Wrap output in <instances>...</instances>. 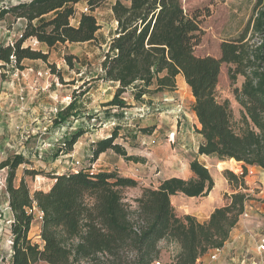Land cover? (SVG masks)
Masks as SVG:
<instances>
[{
	"label": "trees",
	"instance_id": "obj_1",
	"mask_svg": "<svg viewBox=\"0 0 264 264\" xmlns=\"http://www.w3.org/2000/svg\"><path fill=\"white\" fill-rule=\"evenodd\" d=\"M107 1L29 0L0 10V20L10 16L25 22L18 40L8 45L0 42V67L22 71L25 60L47 64L48 54L24 47L28 40L49 49L95 42L100 26L93 12ZM80 3L87 11L72 25L74 6ZM111 12L116 28L97 79L114 84L116 91L104 106L128 108L122 95L130 89L135 101L148 94L174 91L176 77L181 75L190 89L192 111L200 125L197 133L202 142L197 154L219 161L233 159L242 165V173L223 171L233 192L223 194V206L199 223L191 215L178 216L171 204L172 196L206 197L214 188L209 170L197 159L190 162L194 178H170L157 188L141 187L132 208L124 201L123 191L136 189L139 184L115 171L95 173L83 168L62 175L46 174L53 182L46 192L31 193L24 178L15 186L16 170L28 165L25 158L16 155L0 162V170H7L5 184L12 216L7 264H155L162 242L179 248L172 264H196L209 251L224 246L251 200L245 183L247 167L264 172V0H255L253 14L239 35L220 44L219 58L195 55L200 15L188 14L181 0H114ZM74 59L72 55L64 58L70 69ZM222 64L228 66L232 86L238 77L243 78L241 87L232 90L241 107L239 132L233 127L229 102H219L216 97ZM49 69L61 81L60 72L54 66ZM73 108L74 101L60 111V121L67 120ZM153 130L140 132L149 135ZM118 131L115 128L110 137L91 144L90 165L108 151L125 161L144 163L115 142ZM81 135L73 134L59 150L73 151ZM41 174L24 171V176L32 178ZM261 202L264 204V198ZM33 209L42 213L40 244L29 237Z\"/></svg>",
	"mask_w": 264,
	"mask_h": 264
},
{
	"label": "rangeland",
	"instance_id": "obj_2",
	"mask_svg": "<svg viewBox=\"0 0 264 264\" xmlns=\"http://www.w3.org/2000/svg\"><path fill=\"white\" fill-rule=\"evenodd\" d=\"M27 1L29 0H0V10ZM181 2L188 14L200 15L198 17L200 40L195 47V55L219 58L220 44L223 41L236 38L243 31L253 14L255 0H181ZM113 3L114 0H108L93 12V16L100 26L93 43L57 45L50 49L46 47L42 49L33 40L24 43V47L44 51L48 54L49 65H46L41 73L33 72L37 78H47L43 80L44 86L41 90L37 89V91L31 92L27 87L25 89V85H22L18 92L19 95H14L11 101H5L1 98V93L6 91L3 88L7 86V81L13 76L11 74L13 69L0 67V162L16 155L22 156L28 162V165H21L16 170L15 186L24 178L31 193L46 192L53 183L46 174L56 173L60 166L69 169V172H77L83 168H91V172L95 173L115 171L120 174L119 172L127 171L126 166L132 167L131 162L123 160L111 151L101 155L95 163L91 165L89 163L91 144L110 137L115 128H119V138L115 142L127 150V153L131 154L130 156L147 160V165H150L149 161L155 155L153 151L158 146L166 145L168 154L186 148L184 154L188 157L194 151L197 140L195 133L192 132L194 125L190 117L192 99L189 91L186 94L183 92L181 99L165 100L175 106L164 110L158 107L159 103L157 102L155 105L146 104L150 97H155L153 94L146 95L141 101H135L132 97L134 93L132 89L122 95L129 106L128 108L118 110L104 106L112 99L116 91L114 84L104 83L97 79L101 75L100 64L116 28V22L111 12ZM74 9L76 13L71 20L72 25H76L80 14L87 10L83 3L75 5ZM24 26V21L6 16L0 20V42L5 45L13 44L20 38ZM70 55L76 57L72 61L73 69H70L64 60L65 56ZM49 66H54L55 71L60 72L61 81L58 75L51 73ZM227 68L228 66L225 64L221 65L216 97L219 102L224 100L229 102L232 124L234 129L239 132L241 107L235 101L232 90L241 87L243 78L238 77L235 85L232 86L227 77ZM23 71L14 70L15 80L29 78L31 70ZM150 89L152 90L153 87ZM147 100L148 102H146ZM72 101H74V108L70 117L63 122L60 121V111ZM142 106L150 107V113L142 117L135 116L138 114L136 109ZM164 113L170 116L164 115ZM162 115L167 117V120L164 119L167 123L164 121L158 123L159 127L151 135L140 132L146 125H150L147 128L153 126L155 128L156 125L151 120H154L155 116L160 118ZM147 118L150 122H143ZM184 121L187 129L184 134H180V127ZM77 132H82V135L73 147V155L66 156L68 154L59 150L60 146ZM189 132L193 139L184 143L183 138L188 139L191 136L188 135ZM29 160L33 162L31 163ZM240 166L241 164L237 163L230 172L234 173L233 170H235L239 174ZM217 167L221 168V165L218 164ZM137 168L133 169L135 171H131L132 175L140 178V181L146 179L150 188L158 187L159 177H156V171L147 173L144 165H139ZM25 169L36 170L43 174L33 178L24 176ZM209 170L217 188L222 190L219 182L221 178H224L223 172L217 174L216 169L212 167ZM234 174L236 175V173ZM6 176L7 170H0V264H7L11 255L9 226L12 216L7 204ZM247 176L254 179V185L248 191L251 200L245 206L248 217L241 216L240 218L245 221L246 228L251 235L258 234V238L264 237V204L261 202L264 198V180L255 172H248ZM139 189H141L140 184L136 189L123 191L124 201L132 208L135 207L133 200ZM226 191L228 192L226 194L232 193L229 187ZM173 205L177 212L186 210V207L195 210L198 200L186 201L184 204L173 201ZM39 228L40 220L34 213L30 238L40 244ZM159 247L161 250L159 263L172 264L176 255L175 247L165 242H162Z\"/></svg>",
	"mask_w": 264,
	"mask_h": 264
},
{
	"label": "crops",
	"instance_id": "obj_3",
	"mask_svg": "<svg viewBox=\"0 0 264 264\" xmlns=\"http://www.w3.org/2000/svg\"><path fill=\"white\" fill-rule=\"evenodd\" d=\"M20 21H23V20H20ZM33 41H35V40H33ZM38 45H40L42 47V49H43V47H46L43 44L38 43ZM42 52L47 54V52H44V51H42ZM47 64H49V62H47ZM47 64L42 62V61H31V60L23 61L22 62V66L24 67L23 70L26 72L28 70H31L29 78H27L25 80H23V79H16L15 80V75H14L15 73H14V70H12L11 74H13V76L10 77V79L7 81V83H6L7 86L3 88L6 91L1 93V98L4 99L5 101H7V100L11 101L12 98H14V95L20 94V93L18 94V92L22 88V85H25L24 86L25 89L28 88L29 91H31V92H33V90L37 91V89L41 90L42 87L44 86L43 80L47 79V78L46 77L37 78L34 73L35 72L41 73V71L44 70V67H46ZM15 71H17V70H15ZM31 72H32V74H31ZM21 75H22V72H21ZM187 91H189V93H190V89L186 85L184 78L181 75H178L176 77V89L174 91H164L162 93L153 94V96H155V97H150L149 102L147 100L146 102H148V103H146V104L155 105V102H157V103H159L158 107H160L161 110L171 108V107H174L175 104L173 105L172 103L165 102V100L175 99V98L181 99L183 92H185V94H186ZM190 97L192 99L191 102L193 104V101H194L193 97L192 96H190ZM132 105H134V104H132ZM165 114H167V113H164V115ZM167 115H169V114H167ZM157 116L153 117L154 120L149 119L151 121H154V124L156 125L155 128H154V126L151 127V128H154L152 133H154L156 131L157 127H159L158 123H162L163 121L167 123V121H165V120H167L166 119L167 117L165 118L162 115L160 118H157ZM190 117L192 120V124L194 125V130L192 132L195 133V137L197 140V143L195 144V147H194V151L192 152L190 157H188L187 155L184 154V151H186V148L181 149L179 151H175V152L173 151V152H171V154H168L167 149H166V145L161 146V147L158 146L153 151V153L155 155H153L154 156L153 159L151 161H149L150 165L146 164L147 160H145V159H144V163H142V164L131 162L132 167L126 166L127 171H124V172L122 171V173L119 172L120 173L119 175L126 177V178H131V179L139 182L140 178L138 179L135 175H132L131 171H135L133 169H138L137 166H139V165L140 166L144 165L147 173H149V171H153V170L156 171V177H159V181L157 183L158 186H159L160 182L167 180V179H170V178H180L183 180H189V179L194 178L193 173L190 171V162L195 160V159H197V161L199 163H201L204 167H206L208 170L211 167L215 168L217 174L220 172H223L225 170L232 171L231 168H228L229 167V163H228L229 161H219V160L214 159V158H209L206 156H199L197 154L198 146L202 142V137L197 133V130L200 129V125L198 124L196 116L192 111V106H191V111H190ZM143 122L147 123L150 121H148V118H147V120H143ZM149 126L150 125H146L143 127L147 128ZM186 129H187L186 122L184 121L180 127V134H184ZM188 135H191L190 132L188 133ZM190 139H193L192 135L190 137H188V139L183 138V142L187 143L190 141ZM72 152L73 151H71L70 153H66V154H68L66 156H69V157L72 156L73 155ZM126 152H127V150H126ZM177 152H179V153L177 154ZM106 153H103V154H106ZM127 154L129 156L131 155L129 153H127ZM29 161L31 163L33 162L32 160H29ZM218 164L221 165V168L217 167ZM240 167H241V172H239V174H237V172L235 170H233V172L236 173V175H240L242 173V165ZM58 168H59L58 171H56V173L54 172L52 174L62 175L66 172H69V169L65 168L64 166H60ZM247 170L250 173L255 172L264 180V172L260 168H258V167H247ZM209 172H210V170H209ZM210 175L212 176L211 172H210ZM212 178H213V176H212ZM146 181H147L146 179H141V181L139 182L141 187H150ZM213 181H214V188L206 197L187 198V197L180 195V194L176 195V196H172L171 197V204L174 207V209H176V208H175V205H173V201H176L178 204H184L186 201H195V200L197 201L198 200V206L195 208V210L194 209L190 210L188 207H186V210H183L182 212L181 211L177 212V209H176V213H178L177 215L180 217L184 216V215H191L194 218H196V220L199 223H204L209 219V217H210V215L214 209L223 206V199H222L223 194L228 193L226 191L228 189V187H229V190H231V192H233V191H232V189H230L231 187L228 185L227 181L224 178L223 179L221 178L220 182H219L222 190L218 189L215 180H213ZM245 183L251 189L252 185H254V179L250 178L249 176H246L245 177ZM139 195H140V189L138 190L136 197H138ZM7 204H8V198H7ZM29 237H30V233H29ZM257 244H258V234L251 235L246 228L245 221L240 218L237 225L230 232L228 240L226 241L224 246L221 248L220 253L218 255V259L216 261H211L210 255H211L212 251H209L207 254L202 256L197 261L196 264H238L242 260L243 257H246V258L256 257ZM173 246L175 247V250L177 253L179 251L178 246L177 245H173Z\"/></svg>",
	"mask_w": 264,
	"mask_h": 264
},
{
	"label": "built area",
	"instance_id": "obj_4",
	"mask_svg": "<svg viewBox=\"0 0 264 264\" xmlns=\"http://www.w3.org/2000/svg\"><path fill=\"white\" fill-rule=\"evenodd\" d=\"M20 37H21V35H20ZM136 111L138 114H135V116L138 117V115H140L142 117V116L148 115V113H150V111H151V108L148 106H142L140 108H137ZM33 212L36 213L38 220L41 221L42 213L36 209H33ZM242 217L243 218L248 217V213H246V210H244ZM220 250L221 249L212 250V253L210 255L211 261H216L218 259V255L220 253ZM155 264H160V263L156 262ZM238 264H264V237L263 236H260L258 238L256 257H248V258L243 257L242 260Z\"/></svg>",
	"mask_w": 264,
	"mask_h": 264
},
{
	"label": "bare ground",
	"instance_id": "obj_5",
	"mask_svg": "<svg viewBox=\"0 0 264 264\" xmlns=\"http://www.w3.org/2000/svg\"><path fill=\"white\" fill-rule=\"evenodd\" d=\"M229 167L232 169L236 167V162L233 159L229 160Z\"/></svg>",
	"mask_w": 264,
	"mask_h": 264
}]
</instances>
